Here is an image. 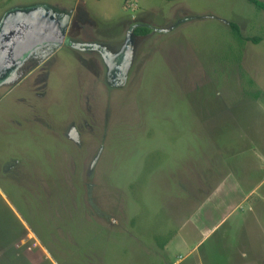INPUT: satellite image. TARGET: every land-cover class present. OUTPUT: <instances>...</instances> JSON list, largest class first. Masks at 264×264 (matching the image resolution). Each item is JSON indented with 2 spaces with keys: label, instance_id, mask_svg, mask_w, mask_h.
<instances>
[{
  "label": "rangeland",
  "instance_id": "rangeland-1",
  "mask_svg": "<svg viewBox=\"0 0 264 264\" xmlns=\"http://www.w3.org/2000/svg\"><path fill=\"white\" fill-rule=\"evenodd\" d=\"M55 20L66 42L13 62L31 22ZM255 226L264 9L0 0V264H228Z\"/></svg>",
  "mask_w": 264,
  "mask_h": 264
},
{
  "label": "flooded vegetation",
  "instance_id": "flooded-vegetation-1",
  "mask_svg": "<svg viewBox=\"0 0 264 264\" xmlns=\"http://www.w3.org/2000/svg\"><path fill=\"white\" fill-rule=\"evenodd\" d=\"M51 16H52V14H51ZM53 23H57V27H58L59 20H55V22L52 21L51 23L45 24V25L38 23L37 21L31 22V24L28 26V29H26L25 32L23 33V35H20L19 38L24 37L22 42H25L26 44L30 43V40H32V39L39 40L40 44L33 47L29 52L24 53L21 57L14 59L13 62L16 61L20 65L23 64L24 61L30 55L35 54V50H42V51L43 50L49 51V50H53V49L56 50L55 47L59 48V46H60L59 45L60 42L58 43L57 41L60 40V38H58V37H62V36H60L61 34H63L64 39L61 41L60 44H63L64 42H66V40L68 39L67 24L65 26L61 23L60 28L58 27V29H53V28H51ZM133 35L136 37L140 36V35H136L134 33V30H133ZM17 44H18V42L16 43V45ZM16 45H15V47H16ZM15 47H14V49H15ZM14 49L12 48L13 54H14V51H16ZM13 62H12V64H13Z\"/></svg>",
  "mask_w": 264,
  "mask_h": 264
},
{
  "label": "crops",
  "instance_id": "crops-1",
  "mask_svg": "<svg viewBox=\"0 0 264 264\" xmlns=\"http://www.w3.org/2000/svg\"><path fill=\"white\" fill-rule=\"evenodd\" d=\"M220 189L223 190L222 188H220ZM214 197H215V195L211 198L210 205L212 204L213 207L218 208V205H214L213 204V203H215L217 201ZM217 198H219V197H217ZM226 211L229 212L230 209L226 208ZM216 228L217 227H214L213 229H216ZM254 229L257 230V231H254V233L251 232V236H250L251 238L250 239L252 241L258 240L261 243L263 241L261 239V236L264 237V235H263V233L261 232V230L257 226H255ZM257 236H260V237L258 238ZM260 243L253 244V243H250L247 240L245 242L247 250L246 249H239L240 246L236 247L235 244H231V245L228 244V246H226V248H224V249L227 250V251H230L231 255L235 254V256L233 258H231L230 257L231 255L230 256L225 255V256L222 257L225 260L221 259L220 261L221 262H225V263L228 261L229 262V263L227 262L228 264H240V263H242V264H264V252L261 251L263 244H260ZM169 245H170V243H169ZM197 246L195 247V249L197 248ZM161 247L162 246L160 245V248ZM241 250H243V251H241ZM246 251L248 253H246ZM193 252H194L193 249H190L187 252L188 255H186V256L188 257ZM236 255H238V256H236Z\"/></svg>",
  "mask_w": 264,
  "mask_h": 264
},
{
  "label": "trees",
  "instance_id": "trees-1",
  "mask_svg": "<svg viewBox=\"0 0 264 264\" xmlns=\"http://www.w3.org/2000/svg\"><path fill=\"white\" fill-rule=\"evenodd\" d=\"M166 1H173V0H166ZM247 2H249L250 4H252L253 6H255L257 9H264V3L260 0H246ZM231 32L233 34V37L235 38L236 41L240 42V43H244V42H252V43H259L260 42V38L253 36V37H244L240 30L239 27L235 24V23H230L229 24ZM150 30L147 28H138L134 30V33L136 35H145L147 33H149Z\"/></svg>",
  "mask_w": 264,
  "mask_h": 264
},
{
  "label": "water",
  "instance_id": "water-1",
  "mask_svg": "<svg viewBox=\"0 0 264 264\" xmlns=\"http://www.w3.org/2000/svg\"><path fill=\"white\" fill-rule=\"evenodd\" d=\"M23 39H24V37L17 39L16 43L18 42V44L17 45H16V43L14 44V47L16 45L15 49L13 47V49L16 50V51H14V59L21 57L24 53L29 52L33 47L40 44L39 40H34V39L30 40V43L26 44L25 42H22ZM57 42H61V40H59Z\"/></svg>",
  "mask_w": 264,
  "mask_h": 264
}]
</instances>
